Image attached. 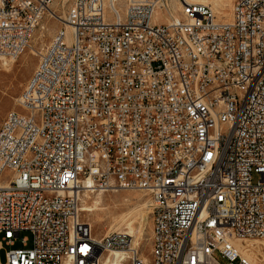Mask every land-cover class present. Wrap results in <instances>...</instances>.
I'll return each instance as SVG.
<instances>
[{"label":"built area","instance_id":"2783aa9c","mask_svg":"<svg viewBox=\"0 0 264 264\" xmlns=\"http://www.w3.org/2000/svg\"><path fill=\"white\" fill-rule=\"evenodd\" d=\"M174 1L75 0L39 54L0 128L5 264H264V0H236L227 24L180 0L157 25ZM54 2L0 0V57ZM88 181L150 196L148 261L131 236L93 238Z\"/></svg>","mask_w":264,"mask_h":264},{"label":"rangeland","instance_id":"374dc122","mask_svg":"<svg viewBox=\"0 0 264 264\" xmlns=\"http://www.w3.org/2000/svg\"><path fill=\"white\" fill-rule=\"evenodd\" d=\"M74 1L75 0H55L52 6V11L57 12V14L60 17L65 16L66 18L68 10L71 7V5L74 3ZM206 1L207 0H205V2ZM219 1L228 2L229 0H219ZM217 2H218L217 0H208L206 2V5L211 6L217 18H219L222 8L218 5ZM235 2L236 0H230L227 4V10L230 11L231 9H233ZM178 3H180V0L174 1L173 13L174 12L178 13L176 11V6L178 5ZM166 15H169V13L164 12L162 15L159 16L157 20H155L157 25L163 24V21L165 20ZM43 24L45 25V29L42 31H41V28L38 29L34 33L32 40L30 42L35 52L32 53V51H30V48L28 47L25 50V52L21 56H19V58L15 59L14 62H11L12 60H9V58H8L9 61L0 60V128L2 126L3 120L10 112L19 110L18 99L20 98L22 94H26V85L38 65L39 54L49 45L56 31L62 27V24L58 22V20L53 18L52 16H48L44 20ZM41 33H43V37L40 38ZM36 39L38 40L34 42V40ZM125 192L126 191L104 193L102 197L104 199L111 200V198L114 197L115 195H122V193H125ZM131 193L138 195L144 200L149 199L151 200V203H152V199L147 193H144L141 191H131ZM98 194L99 192H96L95 194H93V196H97ZM83 195L84 193L81 194L80 199L83 198ZM138 206L139 204L134 205L133 207L126 208L123 211H127L128 209L135 210V209H138ZM118 209L119 210H115L114 205L110 202L108 203V206L105 211L106 216L104 218V222L101 225H95V227L92 230L93 237H96L97 239H101L102 237H104V233L107 231V229L117 224V221L114 222L110 219L113 218L114 215H118L122 208H118ZM150 210H152V204L149 210L145 211L146 212L145 214H147V217H146L147 226L145 227L146 245H143L141 247L142 251L147 256L148 255L150 256V248H151L150 246H151V239H152V231H151L152 214H150ZM81 220L87 223V220L84 217H81ZM6 252H7V248H3L0 251V263L1 264L6 263ZM110 255L111 254H109V256ZM109 256L106 255L105 260L107 257L109 258Z\"/></svg>","mask_w":264,"mask_h":264},{"label":"bare ground","instance_id":"6f19581e","mask_svg":"<svg viewBox=\"0 0 264 264\" xmlns=\"http://www.w3.org/2000/svg\"><path fill=\"white\" fill-rule=\"evenodd\" d=\"M185 1L188 3L206 4L208 0L206 2L205 0H185ZM217 1H218L217 2L218 5L222 8L221 14L219 18H217V21L223 24L231 23L233 9H231L230 11L227 10V4L230 0L228 2L219 1V0ZM181 10H182V4L178 3V5L176 6V11L178 13L174 12L173 14L166 15L165 21H169L172 17L178 19L180 17L179 12ZM156 13L157 14H156L155 20H157L159 16L164 13V10H158ZM50 16L57 19L58 22L60 23H62L63 20H65V16L60 17L57 14V12L52 11V10H51ZM67 28L68 30L71 29L69 26ZM44 29H45V25L42 24L41 31ZM41 37H43V33L40 34V38ZM37 40L38 39L34 40V42ZM29 48H30V51H32V53L35 52L33 50L31 43L29 44ZM0 60L7 61L8 58L0 57ZM9 60H12L11 62L15 61V59H10V58ZM84 188H85V190L83 191L84 195H83V198L81 199V217H84L87 220V224L91 226L92 230L95 227V225L103 224L104 218L106 216L105 211L108 206V203L110 202L114 205L115 210H119L118 208H122V209L120 210V213L118 215H114L113 218L110 219L114 222L117 221V224L107 229V231L104 233V236H109L115 232H121L133 238L132 242H133L134 247L141 248L143 245H146L145 227L147 226V222H146L147 214H145L146 213L145 211L149 210V208L151 207V204H152L151 200L149 199L144 200L138 195L131 193V191H126L127 193L126 192L122 193V195H115L114 197L111 198V200L104 199L102 197L104 194L103 192H99L97 196H93V194H95L96 191L92 190L94 187L91 181L86 182ZM115 192H119V191H115ZM137 204H139L138 209H135V210L128 209L127 211H123L124 209L133 207L134 205H137ZM150 214H152V210H150ZM151 231H152V227H151ZM93 238L97 239L96 237H93ZM253 244H255L254 248H257L261 256L263 257L264 251H262L260 243H253ZM239 245L240 243H238V246ZM148 256L143 252V258L146 261L149 260ZM120 257H122V254H119L117 252L111 253L109 258L107 257L108 259L106 258V260L104 261V264H119L118 260ZM110 258L111 260L113 259L112 260L113 262L110 260Z\"/></svg>","mask_w":264,"mask_h":264}]
</instances>
